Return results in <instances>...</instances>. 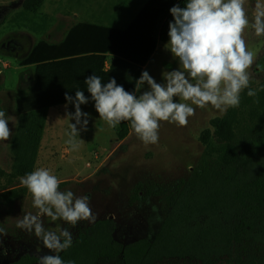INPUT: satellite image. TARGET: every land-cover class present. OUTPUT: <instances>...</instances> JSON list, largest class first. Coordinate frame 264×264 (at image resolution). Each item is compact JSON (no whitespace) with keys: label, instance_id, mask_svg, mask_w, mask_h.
Returning a JSON list of instances; mask_svg holds the SVG:
<instances>
[{"label":"rangeland","instance_id":"1","mask_svg":"<svg viewBox=\"0 0 264 264\" xmlns=\"http://www.w3.org/2000/svg\"><path fill=\"white\" fill-rule=\"evenodd\" d=\"M25 1L0 0V110L6 112L12 133L8 141H0V228L4 229L0 233V264L15 261L26 253L39 257L57 254L46 249L34 233L29 234L16 226L17 217L37 211L32 207L31 194L19 180L26 175L20 171L19 137L29 111L34 108L47 110V106L55 105L48 108L46 124L48 117L49 124H45L33 171L39 167L46 168L61 181V191L70 190L75 197H89L95 217L94 221L82 220L75 227L43 217L44 227L51 231L68 228L75 239L89 225L113 216L118 226L116 238L122 243L153 239L170 211L169 197L178 192L193 172L200 170L206 148L202 137L212 128L213 121L222 118L226 112L220 113L208 106L196 108L185 126L161 121L159 139L155 144L146 146L132 130L124 141H118L117 126L109 127L99 119L84 82L95 74L102 83L115 78L126 91L135 92L136 81L146 70L157 83H163L165 70L179 68L178 61L165 50L168 41L159 44L143 68L117 58L112 66L129 67L125 72L117 71L110 65L115 57L103 51V55L97 57L100 66L95 69L85 68L94 63L93 56L72 58L66 55L71 58L65 61L66 69L55 68L49 72L45 67L47 64L43 63L60 56L62 51L60 47L57 50V46L64 40L67 25L74 21L72 17L66 18L61 14L59 0H44L37 13L27 11L22 4ZM255 3L256 0H246L245 3L250 21ZM243 38L256 52L254 63L248 70L250 85L254 89L264 88V36L257 37L249 27ZM82 43L86 52H94ZM55 65L59 64L53 63L51 67ZM124 81L127 84H123ZM76 90L84 91L89 99L88 104L81 105L82 112L89 114V123L87 130L77 136L79 149L72 151L66 140L75 121L67 118L66 113H74L75 108L68 105L66 109L68 102L63 100L66 95L74 97ZM146 90L147 85H142L136 94ZM86 134H94L96 140L86 142ZM26 159L31 163L32 152ZM157 264L202 263L188 258H173ZM215 264L236 263L224 259ZM241 264L260 263L244 261Z\"/></svg>","mask_w":264,"mask_h":264},{"label":"trees","instance_id":"2","mask_svg":"<svg viewBox=\"0 0 264 264\" xmlns=\"http://www.w3.org/2000/svg\"><path fill=\"white\" fill-rule=\"evenodd\" d=\"M186 2L150 0L119 39L113 54L145 67L158 42L169 40V22L174 19L170 9L177 4L184 7ZM43 3L44 0H26L23 6L37 13ZM97 30L96 26H86L83 40L90 44ZM51 65L45 66L49 72ZM249 87L254 89L250 84ZM254 90L257 97H248V89L242 91L239 107L228 109L205 132V158L200 170L169 197L170 211L153 239L124 244L115 236L118 226L113 218L99 220L59 253L65 264H157L173 258L202 264L224 259L236 264H264V88ZM54 106H47V110L34 108L27 115L19 137L23 174L33 171L48 108ZM131 130L128 121L118 124L117 140L124 141ZM29 152L33 156L31 163L26 159ZM39 258L26 253L7 264H39Z\"/></svg>","mask_w":264,"mask_h":264},{"label":"clouds","instance_id":"3","mask_svg":"<svg viewBox=\"0 0 264 264\" xmlns=\"http://www.w3.org/2000/svg\"><path fill=\"white\" fill-rule=\"evenodd\" d=\"M245 3L246 0H187L184 7L173 6L170 13L174 19L169 22V40L164 47L178 61L179 68L165 70L163 83H157L148 71H143L136 81L135 92L126 91L115 78L102 83L95 74L88 77L84 83L99 119L112 128L123 121L130 122L134 134L147 146L158 142L161 121L185 126L196 108L211 106L225 113L239 107L245 89L248 97H257V90L249 87L248 71L256 52L248 47L243 33L250 27L257 37L264 36V0H256L251 21ZM145 84L147 90L137 95ZM65 99L66 109L68 105L75 108L74 113H66L67 118L75 121L67 133L66 144L77 151L80 147L77 136L87 130L89 123V114L82 112L81 105L88 104L89 99L81 90H76L74 97L66 95ZM253 103L258 100L253 99ZM8 124L6 112L0 110V141H8L12 135ZM19 180L31 194L32 207L37 211L17 217L16 226L34 233L46 249L57 253L41 256L39 264H65L58 253L72 246L73 234L68 228L47 230L43 217L73 227L82 220L92 222L95 217L89 197L61 191L59 178L43 167ZM3 232L0 228V233Z\"/></svg>","mask_w":264,"mask_h":264},{"label":"crops","instance_id":"4","mask_svg":"<svg viewBox=\"0 0 264 264\" xmlns=\"http://www.w3.org/2000/svg\"><path fill=\"white\" fill-rule=\"evenodd\" d=\"M59 7L61 14L64 17H72L73 23L67 25L65 30V36L59 42L57 50L59 47L61 49L60 56L53 58L46 64H59L52 67V69L65 68V61L71 60L70 57L66 55H71V57H83L85 55L93 56V64H88L85 66L88 70L91 68L99 67V57L103 55V51L111 53L115 58H112L110 65H114L118 57H116L113 52L119 39L123 36L126 29L134 21L137 15L142 11L146 4L150 0H59ZM96 26L98 28L92 42L87 44L82 38V32L86 26ZM64 34V33H63ZM86 43V48L94 50V52H86L83 48V43ZM160 43L158 42L156 51ZM58 45V44H57ZM155 51V52H156ZM154 52V54H155ZM65 56H62V55ZM98 57V58H97ZM98 59V61H97ZM120 59V58H119ZM111 60V59H110ZM98 62V63H97ZM126 64V63H124ZM62 65V66H61ZM107 67L109 62H106ZM60 66V67H58ZM114 67V66H112ZM115 68V67H114ZM129 68L127 65H123L119 68H115L117 71H123ZM111 76V75H109ZM65 77H63L64 79ZM70 106V105H69ZM49 120V117H48ZM47 120L46 126L49 124ZM45 126V129H46ZM64 125L63 128H65ZM97 128V127H94ZM91 130V128H89ZM84 140L86 142L95 141L96 137L94 134L84 135ZM98 142L101 139H97Z\"/></svg>","mask_w":264,"mask_h":264},{"label":"flooded vegetation","instance_id":"5","mask_svg":"<svg viewBox=\"0 0 264 264\" xmlns=\"http://www.w3.org/2000/svg\"><path fill=\"white\" fill-rule=\"evenodd\" d=\"M24 3V2H23ZM14 4H16L15 2H14ZM5 8H7V9H9V7H5ZM109 218V217H108ZM113 218V216H111L110 217V219H112ZM107 219V218H106ZM114 219V218H113ZM103 220V219H102ZM115 220V219H114ZM116 222V221H115ZM92 225V224H91ZM115 236H116V234H115ZM143 239V238H142ZM118 240V239H117ZM121 242V241H120ZM129 244V243H128Z\"/></svg>","mask_w":264,"mask_h":264},{"label":"water","instance_id":"6","mask_svg":"<svg viewBox=\"0 0 264 264\" xmlns=\"http://www.w3.org/2000/svg\"><path fill=\"white\" fill-rule=\"evenodd\" d=\"M23 4V3H22ZM5 19V18H4ZM4 19H3V21H4Z\"/></svg>","mask_w":264,"mask_h":264}]
</instances>
